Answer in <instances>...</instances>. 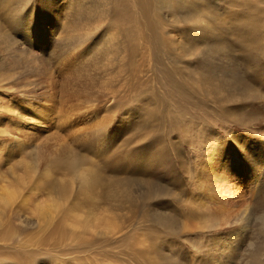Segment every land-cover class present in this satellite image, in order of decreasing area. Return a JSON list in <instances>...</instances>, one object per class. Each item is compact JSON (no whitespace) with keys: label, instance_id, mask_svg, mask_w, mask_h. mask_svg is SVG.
Wrapping results in <instances>:
<instances>
[{"label":"rangeland","instance_id":"1","mask_svg":"<svg viewBox=\"0 0 264 264\" xmlns=\"http://www.w3.org/2000/svg\"><path fill=\"white\" fill-rule=\"evenodd\" d=\"M139 4L0 1V264H264V0Z\"/></svg>","mask_w":264,"mask_h":264},{"label":"bare ground","instance_id":"2","mask_svg":"<svg viewBox=\"0 0 264 264\" xmlns=\"http://www.w3.org/2000/svg\"><path fill=\"white\" fill-rule=\"evenodd\" d=\"M1 1V0H0ZM14 2L15 0H11V2ZM19 1V0H18ZM140 1V4H139V11H141V12H148L147 11V6H146V4H144L145 2H147V1H149V0H139ZM10 2V1H9ZM8 2V3H9ZM22 2H23V0H22ZM3 3V2H2ZM12 4V3H11ZM15 5H17V4H15ZM172 5V4H171ZM101 6V5H100ZM106 6H108V5H106ZM105 6V7H106ZM114 6V5H113ZM173 6V5H172ZM138 7H137V9H138ZM182 7V6H181ZM186 7V6H185ZM184 7V5H183V8H185ZM102 8V7H101ZM104 8V7H103ZM9 9V8H8ZM111 8H109V10H110ZM149 9V8H148ZM11 11V10H10ZM104 11V10H103ZM108 11V10H107ZM107 11H104V12H107ZM111 11H115L114 9L113 10H111ZM140 12V13H141ZM103 13V12H102ZM108 13V14H107ZM106 14V16H108V15H110L109 14V11L107 12ZM103 14H105V13H103ZM104 16V15H103ZM126 16V15H125ZM217 17V15H214V16H208V18H210L211 19V21L210 22H208V18L207 19H205V18H201V20H199V21H201V28L203 29H205V27L206 28H210V29H212L211 30V32H209V33H211V34H213V35H215L216 34V32H218V30H216V29H214V27L215 28H218L219 29V25H218V21H217V19H216V17ZM103 18V17H102ZM120 18H122V16H120V14H118V13H116L115 14V17L113 18V22H111V23H115V24H113L111 27H112V31H111V33H110V35L108 36L107 35V39L109 40V41H107V43H106V48L105 49H109V53L111 54V53H114L116 50H118L119 48H121V46H122V39L120 38V39H118L117 37H118V34H120V31H118L117 29H118V26H117V24H118V22L120 21ZM104 19V18H103ZM195 19H200V18H195ZM105 20H106V18H105ZM105 20H103V21H105ZM108 20V19H107ZM112 20V19H111ZM110 20V21H111ZM218 20H220V19H218ZM187 22V21H186ZM238 22V21H237ZM196 24H198V23H196ZM222 24V23H221ZM200 27V26H199ZM221 28V27H220ZM214 29V30H213ZM99 30V29H98ZM117 30V31H116ZM199 32V31H198ZM89 33V32H88ZM105 33H103V35H104ZM102 35V36H103ZM217 35V34H216ZM216 35H215V37H216ZM199 36L201 37H204V32L203 33H201L200 32V34H199ZM244 36V35H243ZM109 37V38H108ZM218 37H220L219 35H218ZM104 39V38H103ZM256 39V38H255ZM106 40V39H105ZM115 40V41H114ZM218 40V39H217ZM104 41V40H103ZM105 42V41H104ZM254 42V41H253ZM104 44V43H103ZM105 45V44H104ZM104 49V50H105ZM209 52V51H208ZM168 71V70H167ZM243 90V89H242ZM251 94V93H250ZM27 97V96H26ZM2 98V97H1ZM260 98L261 99H264V95H261L260 96ZM3 99H0V101H2ZM262 101V100H261ZM2 105V104H1ZM23 105L24 106H28L29 105V103H28V101L26 102H24L23 103ZM7 110V113H12V114H14V115H12V116H14V120L17 122L16 124L18 125V130L20 131V129H21V131H22V133H24V132H26V133H28L27 132V130H29L30 131V129H38L39 127H38V123H40V122H42L41 120H38V119H36L37 117H35V118H31V117H29V116H27L28 114H29V112H22L21 114H19V110L16 108V107H14V106H12L11 108H5V107H3V105L0 107V113L1 112H3V111H5V110ZM87 109H88V107H87ZM29 110V109H28ZM21 111V110H20ZM85 113H86V111H85ZM3 114V113H2ZM1 115V114H0ZM35 116V115H34ZM10 117V116H9ZM43 118H44V116H43ZM41 119V118H40ZM3 122V121H2ZM7 122V121H6ZM8 123V122H7ZM3 125L4 124H1V126L3 127ZM5 126V125H4ZM6 127H9V126H6ZM15 127V126H14ZM38 127V128H37ZM16 128V127H15ZM2 129V128H1ZM4 129H5V127H4ZM10 129V127L8 128V129H6V130H9ZM6 130H4V131H6ZM10 132L12 131V130H9ZM8 131V132H9ZM14 131V130H13ZM15 131H17V130H15ZM32 131V130H31ZM30 131V132H31ZM2 131L0 130V133H1ZM19 133H21V132H19ZM5 134V133H4ZM7 134H10V133H7ZM33 134V133H32ZM28 135V134H27ZM29 135H30V133H29ZM3 136V135H2ZM16 136V135H15ZM24 136H25V134H24ZM32 136V135H31ZM9 136H7V138H8ZM3 138V137H2ZM5 138V137H4ZM3 138V139H4ZM15 138V137H14ZM6 139V138H5ZM27 139V138H26ZM11 140V139H10ZM9 141V140H8ZM17 141H19L20 142V144H21V142L23 141V137L22 136H19V137H17ZM18 142V143H19ZM29 144V143H28ZM21 147V146H20ZM19 146H18V148H20ZM22 148V147H21ZM20 148V149H21ZM19 149V150H20ZM228 153V152H227ZM216 155H218L219 157H220V164H221V162H222V160H224V158H222V156H221V154L219 153V154H216ZM216 155L214 156L213 155V159L216 157ZM208 162V161H207ZM212 162H213V160H212ZM212 162H211V166H210V168L211 169H216L215 168V164H212ZM215 163H216V160L214 161ZM72 166V165H71ZM221 169L222 168H220L219 170L221 171ZM28 172V171H27ZM48 173H49V171H47ZM211 174V173H210ZM216 174V173H215ZM211 176V175H210ZM212 177V176H211ZM210 177V178H211ZM219 178H221L222 180H223V182L222 183H220V179ZM211 181V180H210ZM34 182V181H33ZM32 182V183H33ZM216 182L217 183H213V185L211 186V187H209V189H210V195H214V196H216V197H218L219 199L220 198H224V197H226L227 195H230V194H233L234 193V190H232V189H234V188H230L228 185H226V183H224V179H223V175H222V173L221 174H217V176H216ZM43 184V183H42ZM88 185H90V184H88ZM24 186V185H23ZM2 187V186H1ZM88 187V186H87ZM6 188V187H5ZM24 188V187H23ZM229 189H231L230 190V192H229V194H224L225 192H227V191H229ZM24 191V190H23ZM236 191V190H235ZM25 192V191H24ZM26 192H27V190H26ZM32 193H33V191H32ZM208 193V192H207ZM38 194V193H37ZM209 194V193H208ZM5 195V194H4ZM10 195V194H9ZM19 196H20V194H18ZM32 195V194H31ZM6 196V195H5ZM27 196V195H26ZM1 197V196H0ZM4 197V196H3ZM28 197H31V196H28ZM2 199V198H1ZM12 199V198H11ZM17 199V198H16ZM217 199V198H216ZM4 201V200H3ZM26 202V201H25ZM9 203V202H8ZM27 203V202H26ZM20 204V203H19ZM30 205V204H29ZM247 211V210H246ZM244 212V211H243ZM2 213V212H1ZM246 213V212H245ZM245 213H244V215H245ZM241 217H242V215H240ZM239 216V217H240ZM244 218H245V216H243ZM242 217V218H243ZM241 218V219H242ZM243 218V219H244ZM243 219H242V221H243ZM245 220V219H244ZM247 226V225H246ZM159 234V233H158ZM163 237V236H162ZM160 249V248H159Z\"/></svg>","mask_w":264,"mask_h":264}]
</instances>
